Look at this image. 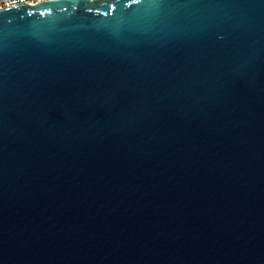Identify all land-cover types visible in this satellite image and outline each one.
I'll use <instances>...</instances> for the list:
<instances>
[{
  "label": "water",
  "instance_id": "1",
  "mask_svg": "<svg viewBox=\"0 0 264 264\" xmlns=\"http://www.w3.org/2000/svg\"><path fill=\"white\" fill-rule=\"evenodd\" d=\"M0 264H264V0L0 9Z\"/></svg>",
  "mask_w": 264,
  "mask_h": 264
},
{
  "label": "built area",
  "instance_id": "2",
  "mask_svg": "<svg viewBox=\"0 0 264 264\" xmlns=\"http://www.w3.org/2000/svg\"><path fill=\"white\" fill-rule=\"evenodd\" d=\"M43 0H0V9L10 7L19 3H37Z\"/></svg>",
  "mask_w": 264,
  "mask_h": 264
}]
</instances>
